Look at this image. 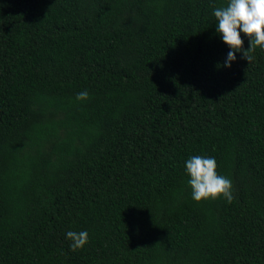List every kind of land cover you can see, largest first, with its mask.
I'll return each instance as SVG.
<instances>
[{
	"label": "trees",
	"instance_id": "obj_1",
	"mask_svg": "<svg viewBox=\"0 0 264 264\" xmlns=\"http://www.w3.org/2000/svg\"><path fill=\"white\" fill-rule=\"evenodd\" d=\"M226 4L0 0V264H264V50L224 67Z\"/></svg>",
	"mask_w": 264,
	"mask_h": 264
},
{
	"label": "clouds",
	"instance_id": "obj_2",
	"mask_svg": "<svg viewBox=\"0 0 264 264\" xmlns=\"http://www.w3.org/2000/svg\"><path fill=\"white\" fill-rule=\"evenodd\" d=\"M213 16L217 34L230 49L224 67H230L237 52H242L243 58L249 63L253 60L251 53L257 47L264 50V0H227L226 6L213 10ZM241 33L248 38L247 50H243ZM75 99L86 101L89 93L86 90L79 92ZM216 169L217 163L213 157L194 155L186 160L187 184L194 201L201 202L206 198H223L228 203L233 201L235 197L231 179L219 175ZM66 239L71 241L72 251L82 249L89 242L87 231H68Z\"/></svg>",
	"mask_w": 264,
	"mask_h": 264
}]
</instances>
